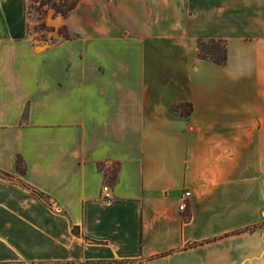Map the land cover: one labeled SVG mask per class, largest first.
<instances>
[{
    "label": "crops",
    "instance_id": "obj_1",
    "mask_svg": "<svg viewBox=\"0 0 264 264\" xmlns=\"http://www.w3.org/2000/svg\"><path fill=\"white\" fill-rule=\"evenodd\" d=\"M30 2L0 0V264H264V0H80L56 43Z\"/></svg>",
    "mask_w": 264,
    "mask_h": 264
},
{
    "label": "trees",
    "instance_id": "obj_2",
    "mask_svg": "<svg viewBox=\"0 0 264 264\" xmlns=\"http://www.w3.org/2000/svg\"><path fill=\"white\" fill-rule=\"evenodd\" d=\"M80 3V0H31L29 5V13L33 8L42 16L49 9H53L54 12L60 13L63 16H69L72 11H74ZM45 27L44 22H40L36 27L35 31L43 30ZM68 27H63L60 29V33H65L66 38L70 39L67 34ZM28 33L32 34L31 29H28ZM41 39H46L44 35L37 36ZM198 56L201 59H206L217 64H226L228 59L227 41L225 39H203L198 40ZM176 109L183 115H189L192 112L193 105L190 102H180L176 105ZM23 159L19 156L17 158V167L20 171H24ZM102 164V163H101ZM100 164V166H101ZM102 167V166H101ZM118 168L114 167L112 174L106 175L110 176L111 181H114L117 176Z\"/></svg>",
    "mask_w": 264,
    "mask_h": 264
},
{
    "label": "rangeland",
    "instance_id": "obj_3",
    "mask_svg": "<svg viewBox=\"0 0 264 264\" xmlns=\"http://www.w3.org/2000/svg\"><path fill=\"white\" fill-rule=\"evenodd\" d=\"M81 2H83L84 4V0H81ZM30 13H31L30 16L32 22H35L30 25L32 35L36 37L40 35H44L46 39L43 40L48 43H56L66 38L65 33H60V29L65 26L68 27L69 16L74 14L71 12L69 16H63L60 13L56 14L53 9H49L45 14L41 16L35 8H33ZM42 21L44 22L45 27L43 28V30H38V32H36L35 27ZM67 34L70 37L76 36V34L73 31H71L69 27Z\"/></svg>",
    "mask_w": 264,
    "mask_h": 264
},
{
    "label": "built area",
    "instance_id": "obj_4",
    "mask_svg": "<svg viewBox=\"0 0 264 264\" xmlns=\"http://www.w3.org/2000/svg\"><path fill=\"white\" fill-rule=\"evenodd\" d=\"M102 193L105 199L109 200L113 197L112 189L110 183H106L102 186ZM191 196V191H185L181 197L180 210L185 211L188 207L189 197Z\"/></svg>",
    "mask_w": 264,
    "mask_h": 264
}]
</instances>
